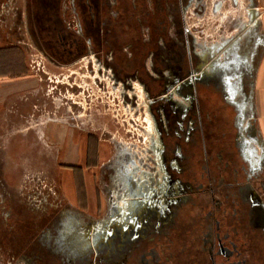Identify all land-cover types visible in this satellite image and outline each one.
I'll return each instance as SVG.
<instances>
[{
	"label": "flooded vegetation",
	"instance_id": "1",
	"mask_svg": "<svg viewBox=\"0 0 264 264\" xmlns=\"http://www.w3.org/2000/svg\"><path fill=\"white\" fill-rule=\"evenodd\" d=\"M69 1L73 30L64 20V0H28L33 44L58 65L95 55L115 81L127 89L131 81L143 87L171 189L164 196L157 191L148 208H133L131 218L121 217L113 203L118 220L105 221L103 237L96 244L84 242L79 256L67 250L77 240L78 226L70 223L73 230L63 233L65 222L53 220L62 214L61 205L58 210L57 204L38 206L0 183L6 201L0 205V253L13 259L37 240L46 249L47 231L60 223L59 252L54 251L59 262L45 264H264V221L259 210L252 220L249 208L251 188L264 198L262 150L245 137L248 119L244 114L238 119V104L221 84L200 75L211 59L205 62V54L188 42L183 28L188 0ZM219 6L213 3V12ZM172 83L181 100L172 97ZM241 86L246 97L250 81ZM127 186L130 202L140 201L133 177Z\"/></svg>",
	"mask_w": 264,
	"mask_h": 264
},
{
	"label": "rangeland",
	"instance_id": "2",
	"mask_svg": "<svg viewBox=\"0 0 264 264\" xmlns=\"http://www.w3.org/2000/svg\"><path fill=\"white\" fill-rule=\"evenodd\" d=\"M214 2L220 4L216 12L212 10ZM64 6L67 8L64 20L73 30L76 17L71 12L70 1L64 0ZM184 7L183 28L188 35V42L194 51L199 54L208 53L213 59L212 63L209 62L204 67L201 77L221 84L227 97L232 98L239 106L238 119L241 120L243 114L250 116L252 104L249 102V88L246 97L241 93V81L243 85L250 81L246 74L252 69L253 63L249 36L252 26L249 13L251 5L248 0H188ZM27 48L22 59L27 61L30 69L39 66L38 70H31L36 72L42 82L41 92L29 98L43 112L45 121L56 119L53 113L61 116L57 119L64 125L69 124L68 128L74 131L81 146L86 140L87 131L92 132L93 143L87 145L89 151L97 152L98 142L101 140H105L106 147L109 146V149L105 148V156L99 158L104 164L96 174L97 193L102 203L98 205L97 212L90 216L91 223L87 224L83 221L84 213L81 214L60 202L56 189L57 165L54 164L53 149L48 144L42 150H15V154L23 158V163L14 165L13 171L10 174L8 172V179L3 184L10 194H19L21 189L20 195L28 197L30 202L38 206L52 200V196H57L55 202H58L54 204L58 206L56 210L61 205L62 214L58 212L53 220L65 222L63 233L70 232V223L75 222L73 224L78 226L77 229L81 232L79 231L75 238L77 240L72 241V246L67 250L71 253L77 252L80 256V248L84 242L91 241L96 244L103 237L105 221L118 220L113 203L122 211L121 217L127 214L129 218L137 206L148 208L157 191L164 196L167 187H171L167 185V175L160 165L157 152L161 150L157 145L152 119L147 112V95L138 82L131 81L130 88L127 89L112 78L110 68L99 63L101 59L95 55L84 54L75 63L58 65L50 62L39 51L32 38ZM174 84H170V90L172 97L178 99ZM125 157L131 159L129 163L125 161ZM108 158L110 182H107L106 174L109 171L105 168ZM132 177L138 187V195L142 196L137 202H130L131 194L127 192V183H130ZM5 202L0 193V205ZM124 204H127L126 207ZM85 225L92 229H85ZM59 226L60 223H57L56 227L53 226L47 231L49 239L46 249L37 240L13 259L0 253V264H45L47 260L54 262L55 259L59 262L57 254L54 255V251L58 249L55 244L59 237ZM76 243L80 246L75 251Z\"/></svg>",
	"mask_w": 264,
	"mask_h": 264
},
{
	"label": "crops",
	"instance_id": "3",
	"mask_svg": "<svg viewBox=\"0 0 264 264\" xmlns=\"http://www.w3.org/2000/svg\"><path fill=\"white\" fill-rule=\"evenodd\" d=\"M248 2L256 15L249 34L252 69L246 74L250 78L251 115L244 119H253L258 135L264 137V0ZM28 11V0H0V183L5 188L3 181L8 179V172L13 171L15 164L23 163L15 150H42L48 144L57 165L56 189L60 202L90 217L102 203L97 193L96 174L104 164L99 158L105 156V148L109 149V146L101 140L97 152L89 151L87 145L93 143L92 132L87 131L81 146L74 131L68 128L69 124L64 125L57 119L61 116L53 113L56 119L45 121L43 112L31 102L29 97L41 92L42 82L31 70H38L39 66L30 69L27 61L22 59L31 38ZM262 155L264 159V152ZM261 176L264 178V174ZM250 193L253 200L249 207L251 219L259 210L264 221V198L252 188ZM56 197L52 196V200L44 204L53 205Z\"/></svg>",
	"mask_w": 264,
	"mask_h": 264
},
{
	"label": "water",
	"instance_id": "4",
	"mask_svg": "<svg viewBox=\"0 0 264 264\" xmlns=\"http://www.w3.org/2000/svg\"><path fill=\"white\" fill-rule=\"evenodd\" d=\"M218 4V3H217ZM249 13L250 14V20L251 22L253 23V26L255 25V11L253 10L252 7H250L249 9ZM205 59L204 61L206 62L208 59L207 58H210V62L212 63L213 62V59L211 57V55H209L208 53H205ZM245 137L248 138V139H251L253 141H255V143L257 144V146L261 147V150L262 152H264V141L263 139H261V137L258 135L257 133V129H256V126L254 124V120L253 119H250L247 123H246V130H245Z\"/></svg>",
	"mask_w": 264,
	"mask_h": 264
},
{
	"label": "trees",
	"instance_id": "5",
	"mask_svg": "<svg viewBox=\"0 0 264 264\" xmlns=\"http://www.w3.org/2000/svg\"><path fill=\"white\" fill-rule=\"evenodd\" d=\"M228 107H229V108H228V109H229V112H231L230 115L232 116V115L234 114V111H233V109H232L233 107H232L231 105H229Z\"/></svg>",
	"mask_w": 264,
	"mask_h": 264
},
{
	"label": "built area",
	"instance_id": "6",
	"mask_svg": "<svg viewBox=\"0 0 264 264\" xmlns=\"http://www.w3.org/2000/svg\"><path fill=\"white\" fill-rule=\"evenodd\" d=\"M263 141H264V137H263Z\"/></svg>",
	"mask_w": 264,
	"mask_h": 264
},
{
	"label": "bare ground",
	"instance_id": "7",
	"mask_svg": "<svg viewBox=\"0 0 264 264\" xmlns=\"http://www.w3.org/2000/svg\"><path fill=\"white\" fill-rule=\"evenodd\" d=\"M215 3V2H214ZM217 4V3H216Z\"/></svg>",
	"mask_w": 264,
	"mask_h": 264
}]
</instances>
